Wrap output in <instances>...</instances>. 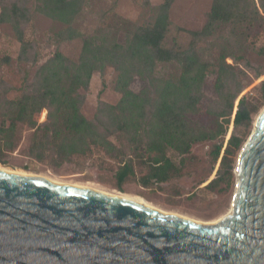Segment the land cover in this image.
I'll use <instances>...</instances> for the list:
<instances>
[{"label":"trees","instance_id":"1","mask_svg":"<svg viewBox=\"0 0 264 264\" xmlns=\"http://www.w3.org/2000/svg\"><path fill=\"white\" fill-rule=\"evenodd\" d=\"M87 1L0 0V23H9L13 28L20 42L19 61L39 63L36 44L26 35L34 13L66 25L56 34L59 41L83 40L78 60L56 50L37 65L32 79L25 78L19 96L10 99L7 90L0 91V110L7 118L0 127L1 139L12 148L17 123L24 122L35 129L31 143L34 149L53 150L64 155L61 159H67L100 148L119 159V188L134 174L135 159L148 167L147 175L141 178L143 183L170 181L181 170L169 150L188 155L196 143L227 133L234 102L242 90L235 88L237 70L251 66L249 41L252 32L264 26V0H213L203 27L187 30L192 38L186 48L166 44L170 9L176 0H162L153 7L149 19L116 17L93 33L83 34L73 23ZM224 26L230 27L229 34L217 35ZM260 53L264 56V46ZM3 61L10 63L11 58L5 56ZM109 66L118 71L115 89L121 97L115 104L99 100L94 117L89 119L82 112L86 92L93 75L103 74ZM211 68H216L217 99L207 107L211 118L206 124L190 114L205 98L203 87ZM263 74L257 73L258 77ZM136 78L146 86L138 92L131 88ZM2 86L8 88L5 82ZM260 90L264 100V80ZM43 108L48 109L47 121L38 126L36 115ZM256 110L242 96L234 113V126L250 127ZM243 142L244 138L233 132L225 148L223 142L215 146L214 158L218 160L223 154L217 175L207 186L230 182L234 157Z\"/></svg>","mask_w":264,"mask_h":264},{"label":"water","instance_id":"2","mask_svg":"<svg viewBox=\"0 0 264 264\" xmlns=\"http://www.w3.org/2000/svg\"><path fill=\"white\" fill-rule=\"evenodd\" d=\"M235 173L232 211L204 223L0 169V264H264V109Z\"/></svg>","mask_w":264,"mask_h":264},{"label":"rangeland","instance_id":"3","mask_svg":"<svg viewBox=\"0 0 264 264\" xmlns=\"http://www.w3.org/2000/svg\"><path fill=\"white\" fill-rule=\"evenodd\" d=\"M213 0H176L170 9L171 26L166 44L179 48H186L191 35L187 30H199L207 20V14ZM162 0H88L84 10L73 23V27L83 34H91L99 27L113 22L116 17L143 21L152 15L153 7ZM258 2V0H256ZM66 25L55 21L40 13H34L33 19L27 27L26 35L33 40L38 51L39 64L43 63L56 50L61 51L72 60H78L81 53L83 40L59 41L56 34L64 30ZM229 26H224L217 35L229 34ZM248 59L249 67H240L237 70L238 84L235 88H242L234 102V112L227 133L214 140L196 143L188 155H180L173 150L168 154L180 167L179 175L167 182H152L145 184L142 177L147 175L148 167L140 159L134 160V174L128 176L118 187L116 173L122 166L119 159L110 157L103 149L96 148L87 154H73L67 159H61L63 154L48 149H34L31 147L35 129L27 123L18 122L14 133V145L8 148L0 136V164L15 170H22L31 175L54 179L58 183L68 185L93 186L105 191H119L146 199L165 212H172L190 217L204 223L218 221L227 214L231 207L236 192L237 175L235 168L239 152L254 130L255 121L264 109V100L261 98V82L264 74L259 76V71H264V56L260 48L264 46V26L256 28L250 37ZM20 42L17 40L11 24L0 23V91L7 90V97L16 98L22 91L25 78L32 79L37 69L36 64L18 60ZM9 56L10 63H5L3 58ZM231 62V59H227ZM168 70L173 71V67ZM118 71L109 66L103 74L95 73L92 77L90 88L86 92V100L82 106L83 114L91 119L94 117L99 100L112 104L119 101L121 94L115 89ZM216 68H211L206 78L203 90L205 98L199 104L198 110L191 113V118L201 122H210L206 110L210 102L217 99L214 90ZM8 85L2 86L3 83ZM145 82L139 78L132 83L131 88L138 92L145 88ZM100 90L102 94L99 95ZM242 96L247 98L250 108L257 107L253 114L250 127H235L234 113L238 108ZM48 109L43 108L36 115L37 125L42 126L47 121ZM7 118L0 110V127ZM235 132L244 138L241 148L234 157L232 176L230 182L220 181L207 186L217 175L220 168L221 156L214 158V148L223 142L224 148L231 134ZM42 154L43 157H37Z\"/></svg>","mask_w":264,"mask_h":264},{"label":"bare ground","instance_id":"4","mask_svg":"<svg viewBox=\"0 0 264 264\" xmlns=\"http://www.w3.org/2000/svg\"><path fill=\"white\" fill-rule=\"evenodd\" d=\"M0 169L1 170H4V171H7V172H10V173H14V174H21V175H30V176H35V175H31V173H28L26 171H22V170H15V169H11V168H8V167H5L3 165L0 164ZM40 177V176H39ZM44 178V177H42ZM48 179L49 181H52V182H55V183H58L56 182L54 179H51V178H46ZM62 184V183H60ZM68 185V184H67ZM72 185V184H71ZM73 186H77V187H81V188H86V189H91V190H96V191H99V192H103V193H107V194H111V195H114V196H120V197H123V198H126L128 200H131V201H134V202H137L139 204H143L145 206H148V207H151V208H154V209H157V210H160L159 208L155 207L153 204H151L150 202H148L146 199L140 197V196H135V195H130V194H127V193H123V192H119V191H105V190H101V189H98V188H93V186L91 187H87V186H83V185H73ZM162 211V210H160ZM232 211V207L230 209V211L227 213L229 214L230 212ZM162 212H165V211H162ZM172 213V212H170ZM178 216H182V217H186V218H190V217H187V216H184V215H181V214H177V213H174ZM227 214H225L224 216H226ZM223 216V217H224ZM222 217V218H223ZM192 219V218H190ZM221 219V218H220ZM219 219V220H220ZM212 223V222H211Z\"/></svg>","mask_w":264,"mask_h":264}]
</instances>
